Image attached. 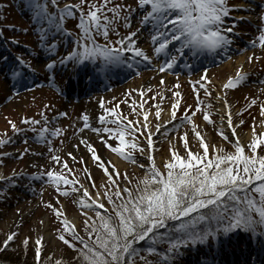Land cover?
<instances>
[{
    "label": "rangeland",
    "instance_id": "obj_1",
    "mask_svg": "<svg viewBox=\"0 0 264 264\" xmlns=\"http://www.w3.org/2000/svg\"><path fill=\"white\" fill-rule=\"evenodd\" d=\"M66 3L68 2L62 4ZM26 4H28V0H0V22L3 25L0 27L8 45L15 48L14 57L9 53L6 63L2 64L0 61V139L9 141L0 144V176L8 180L7 183L0 180V241L3 242L9 232L14 233V238L9 242L8 248L9 250L14 249L16 254L24 253L28 257L38 258L41 261L48 260L49 263L50 261L67 260L69 264L74 261L73 258L77 251L59 239L57 230L62 231V223L45 202L51 203L55 208H61L66 218L70 221L73 220L71 222L79 234L85 233L83 221L86 217L84 212L88 209H83L79 205L78 195L75 191H69L67 195H63L55 190V186L46 183L47 178L31 174L47 171L49 167L53 166L49 157L54 154L58 155L61 161L67 162V166L71 170L63 174L67 175L69 179L75 177L79 182L76 187L82 185L83 188H87L90 199L97 197V192L102 194L105 186H108L110 182L107 179V174L99 167V162L94 161L91 157L86 146V143L90 142L94 145L97 154L104 161L110 162L106 164V167L109 169L108 174L113 176V180L121 188L125 186L134 188V183L147 172L148 159L143 152V146L147 144L146 136L153 133L150 132V129L141 127L143 115H137L136 112L153 113L150 125L152 128L163 124V114L169 113L168 123L163 124L165 129L158 131L156 128L154 130L156 135L153 139V160L162 174H165V162L171 158L170 145L181 157H185L187 150L180 139L182 134L185 135L188 142V150L194 153L203 151L199 148L198 138L193 133V124L204 137L206 144L216 145L218 148L223 146L226 151L234 150L229 141L239 139L242 146H245L246 152L249 153L250 150H247L246 145L251 139L253 129L257 134L264 131V115L261 114V106L264 105V45L258 44L256 49L248 48L241 53L232 51L229 56L226 55L231 51L232 45L240 46V41L233 34L238 33L247 40L248 36L245 35L252 33L254 22L256 24L258 21L262 22L264 0H227V4L232 7L229 9V14L222 27L232 28L229 35L232 42L237 41L236 44L230 43L212 54L204 52L195 56L189 50L184 49L181 53H176V63L168 68L174 74L159 70L160 63L166 59L165 54L153 55V59L143 60L134 54L126 53L125 55L130 58L128 63L131 64V67H128L127 64L115 66L107 73L97 72L98 61L86 60L74 63L70 60L62 62V57L72 50L74 40L72 41L67 32L59 30V28H64L62 24L59 25V28L57 27L55 21L59 17L56 15L53 16L51 22L40 17L39 24L41 26L35 27L32 30L35 36H31L28 23L34 17V10L27 7ZM115 4L123 5L124 9L121 10V18L115 21L116 30L109 31L108 39L115 40L116 33L122 37L128 31L136 30V39L142 41L141 43L137 42V46L148 53L146 49L150 50L149 45L153 44L150 40L152 25L140 23L143 15L137 18L141 10L138 7V0H111L109 6ZM83 7L87 8V5ZM127 9H131V11H126ZM104 14L112 16L111 12ZM125 15L130 21L128 26H125L123 19ZM77 16L79 17L78 13ZM77 16H67L65 22L78 34V24L75 21L78 19ZM233 21L235 23H232ZM248 22H252V26H249ZM227 24H231V26H227ZM42 27L47 32L44 37L45 41L48 43H51L53 39L57 41V48L54 52L41 46L40 28ZM256 28L258 29V27ZM99 37L105 41L102 35ZM22 42L26 44H22ZM172 51L173 47L170 45L168 52L172 53ZM6 52V50L0 51V59ZM148 55L151 56L152 52L150 51ZM18 56L28 62L25 65L26 70H22L21 74L30 77L29 81L21 80L19 82L15 78L9 81L7 73L10 74V71H7V68L11 69L16 65ZM249 56L252 57L251 60L248 59ZM239 58L243 59L238 62ZM49 59L57 61L52 68H46ZM77 64H79V70L88 67L89 77L85 79L83 76L79 80L73 81L79 85L75 87L71 95L67 91L68 83L71 80L66 73L75 77ZM146 68L153 70V79L149 77L150 75H142L123 84L122 88L116 86L110 91H104L105 93H101L102 95H96L91 102L77 103L76 99L73 101L72 96L85 92L92 83H96L99 79H101L100 87H102L108 82L117 83L123 79L124 75H132L134 72ZM205 68L208 70L206 73L208 79L206 86L209 89L207 95L203 89L194 91L198 85L191 83V81L199 80L202 70ZM237 68L247 74L246 79L236 87H225L227 78L234 77ZM54 70L59 75V79H53ZM116 78H118L117 81ZM161 78H163V82H161ZM173 93H177V95L174 96ZM197 97L201 104L199 109H196ZM101 101H103V107ZM132 101L136 102V112L132 110ZM177 101L173 117L171 106ZM225 101H227V111L231 115L233 125L230 129L235 131V136H233V132H229V129L223 128L224 120L221 121V117L218 115V106L220 107V103L225 105ZM141 104L143 109L140 108ZM157 107L160 109L161 116L159 117L156 115ZM107 108H114L122 117L127 116L128 120L133 121L135 127H141V131L135 133V137L138 138L136 142L141 145V149L133 150L135 163L111 152L101 142L99 136L104 135L113 145L117 143L114 138L107 133L93 131L95 128L102 127L98 116ZM185 108L188 109V112H185ZM204 111L209 112L208 121L203 119ZM41 112H43V116L40 115ZM60 112L66 113V115H57ZM81 114L88 115V126L85 130L76 131L79 126H82ZM189 114L192 115L193 123L191 124L183 119L185 115ZM110 115L109 113L105 116V119L108 120ZM28 116L41 121V123L25 129L29 125L24 123L22 118ZM9 121L15 123L21 131H14ZM241 121L243 123H240ZM45 126L48 129L58 128L61 132L57 136H52L49 131L45 133L44 138L35 139L37 133L33 129ZM107 126L114 127L115 125L109 122ZM217 129L224 131L228 136V141L219 135ZM74 131L79 134H73ZM246 134L248 137L245 138ZM128 137L133 139L132 136ZM82 139L85 143L81 142ZM49 140L51 141V150L48 145ZM157 140L160 141L156 142ZM263 149L264 145H258L259 154H262ZM68 153L72 155L70 156ZM209 154H211V148H209ZM114 156L124 163L123 166H118L112 160ZM55 167L61 171L59 165H55ZM125 174L128 177L127 180L124 179ZM89 176L91 179L88 178ZM13 179L15 183L11 182ZM62 186L69 187L68 185ZM98 199L105 205V208L102 209L108 211L109 205L103 195ZM13 203L16 205L13 206ZM99 208V205H96L95 208L88 211V215L94 216L95 212L101 211ZM24 237H28L27 245L23 243ZM37 238L41 239L39 257L36 256L34 248ZM148 243L147 241L146 244ZM263 243L264 237L259 234L256 238H253L251 234H241L237 238L218 235L216 241L209 239L202 246L200 244L184 246L179 256L171 260V264H208V262L210 264H226V262L228 264H264V257L255 254L258 252V248L263 247ZM230 244L234 247H230ZM204 247H206V251L203 253L201 248ZM220 247L229 253L228 258L215 256L217 248ZM237 249L238 251H235ZM237 255L240 259L237 258ZM145 256L148 260L155 261L152 254L148 256L145 253ZM135 264H142V262L137 258Z\"/></svg>",
    "mask_w": 264,
    "mask_h": 264
},
{
    "label": "snow or ice",
    "instance_id": "obj_2",
    "mask_svg": "<svg viewBox=\"0 0 264 264\" xmlns=\"http://www.w3.org/2000/svg\"><path fill=\"white\" fill-rule=\"evenodd\" d=\"M28 3L33 8L35 17H43L50 22L53 21L55 8H58L59 19L55 21L58 28L65 15L71 17L75 14L74 10L79 12L77 25L79 33L72 50L62 57V62L98 61L97 72L107 73L115 66L127 64L131 67L128 63L130 58L125 55L126 53L134 54L143 60H151V57L137 46L136 30L128 31L122 37L116 33L115 40L108 39L109 31L116 30L115 21L121 18V10L124 9L121 4L109 6L111 0H99V3L97 0H76L75 3L69 0V3L62 6L57 5V0H28ZM48 3L54 6L53 12L48 11ZM84 5H87V8L83 7ZM138 7L145 9L140 23L152 25L150 40L153 42V55H166L165 61L159 65L161 72L171 68L176 63V53H181L184 49L195 56L198 53H212L232 43L229 35L232 28L222 27L232 7L227 4V0H138ZM126 11L130 12L131 9ZM107 12H111L112 16L104 14ZM123 19L125 26H128L130 23L128 16L125 15ZM261 21L257 29L258 36L249 41L252 47L257 44L264 45V15H261ZM59 30L67 32V29L59 28ZM40 32L41 46L54 52L57 41L53 39L51 43H48L44 40L47 35L45 28H40ZM97 35H102L106 42H98L95 39ZM173 42L175 46L172 53H169L168 48ZM248 59L251 60L252 57L249 56ZM56 63V60L49 59L46 68H52ZM27 64L28 62L22 57H16V65L10 74L12 76L21 74L22 70H26ZM207 71L206 68L203 69L199 80L191 81L193 85H198L194 91L203 89L205 95L209 92L206 86ZM246 76V73L237 68L235 76H229L224 86L236 87L246 79ZM177 103L178 101L171 106L173 117ZM135 104L136 102L132 101L133 112H136ZM101 106L103 107V101ZM200 107L199 97H197L196 109ZM227 107V101H225V108ZM140 108L143 109L142 104ZM185 112H188L187 108ZM109 113L111 115L106 120L105 116ZM136 114L145 117L141 127L149 129L148 112L141 111ZM261 114L264 115V105L261 106ZM40 115L43 116V112ZM57 115L63 116L66 113L60 112ZM156 115L157 117L160 115L158 107ZM81 118L84 126L87 127L88 115L81 114ZM209 118V112L204 111L203 119L208 121ZM224 118L221 117L222 120ZM98 119L102 127L95 128L93 131L107 133L117 141L113 145L104 135H101L99 136L101 142L111 152L135 163L133 150L141 149V145L136 142L138 138L135 137V133L140 132L141 127H135L133 121L128 120L127 116L122 117L114 108L105 109ZM183 119L190 124L193 123L191 114L185 115ZM227 119V127L232 128L230 114L227 115ZM22 120L29 127L41 123L31 116L23 117ZM109 122L115 126L108 127ZM9 123L14 131H21L15 123L11 121ZM33 130L41 139L45 137L46 132L50 131L52 136H57L61 132L58 128L48 129L46 126ZM217 131L225 141H228V136L223 130L217 129ZM193 133L198 138L199 148L203 151L194 153L188 150V142L182 134L180 139L187 150L186 155L181 157L170 145L171 158L164 165L166 174H162L154 163L153 141L149 133L146 136L147 144L143 146V152L149 161L147 172L135 182L134 188L126 186L121 188L113 180V176L108 174L109 169L106 164L110 162L104 161L97 154L94 145L87 142L86 146L91 157L99 162V167L107 174L110 182L108 186H105L102 194L99 192L96 194L97 197L103 195L110 205V211L105 213L97 211L94 216H89L88 211L95 208L97 204L100 208H105V205L96 198L90 199L87 188H83L82 185L76 187L79 182L75 177L69 179L63 174L71 170L67 162L61 161L58 155L49 157L53 166L47 171L31 174L41 178L46 176V183L55 186V190L63 195H67L69 191H75L79 197V204L88 209L84 212L86 219L83 221L87 237L85 238L66 218L61 208H55L51 203L45 202L62 223V231L57 230L59 239L72 249L78 248L74 259L79 264H135L137 258L142 264H171V260L179 256L184 246L204 244L209 239L216 241L218 235L227 236L234 230L251 233L253 238H256L257 234L264 237V154H259L257 151L258 145H264V131L257 134L253 129L251 139L246 145L250 154L246 152L245 146H242L239 139L229 141L234 150L226 151L223 146L218 148L216 145L206 144L195 124H193ZM232 134L236 135L234 130ZM126 136H132L133 139H126ZM7 142L9 141L6 139H0V144ZM81 142L85 143L83 139ZM48 145L51 150L50 140ZM209 148H211V154H209ZM68 155L72 154L68 153ZM55 165H59L61 171H58ZM88 178L91 179V176ZM124 179H128L126 174ZM0 180L8 182L2 176ZM11 182L15 183V180ZM170 221L172 223H169ZM14 235L9 232L2 245L7 246ZM144 240L149 242L148 245L138 250L136 242ZM23 243L27 245L28 237H24ZM161 243L166 244L167 247L158 249ZM40 245L41 239L37 238L34 244L37 257L41 252ZM141 251L154 254L157 259L148 260L146 256L140 255ZM56 264L61 262L57 261Z\"/></svg>",
    "mask_w": 264,
    "mask_h": 264
},
{
    "label": "bare ground",
    "instance_id": "obj_3",
    "mask_svg": "<svg viewBox=\"0 0 264 264\" xmlns=\"http://www.w3.org/2000/svg\"><path fill=\"white\" fill-rule=\"evenodd\" d=\"M144 14H145V9H141L140 10V12L138 13V17L137 18H139V16H144ZM137 42L138 43H141L142 41L141 40H137ZM174 45H175V42H173V44L171 45L172 47H174ZM248 47H251V45L249 44V43H247V44H245V43H243L237 50H236V52H243V51H245L246 50V48H248ZM146 51H148V53L147 54H149L150 53V51H151V49L149 50V49H147ZM243 58H239L238 59V62H240L241 60H242ZM142 75H150L149 77L150 78H152L153 79V70L152 71H149V70H147V69H145L144 71H138L137 73H134V77H140V76H142ZM82 75L80 74V75H78V78L79 77H81ZM131 78L132 77H126L125 79H124V81L126 82V81H129V82H131ZM117 86H119L120 88H122L123 87V85H117ZM99 90L98 89H95V90H93V91H90L88 94H85V95H81L80 96V103H86V102H91L92 100H94L95 99V97H96V95H99V94H94V92H98ZM100 95H102V94H100ZM228 109L227 108H225V105L223 104V103H220V107L218 106V115L220 116V117H225L223 120H224V122L222 123V125H223V128L225 129V128H227V129H229L228 131L229 132H233L229 127H227V125H228V119H227V115L229 114V112L227 111ZM168 112H166V114H163L164 115V121H166V120H168ZM159 116H161V115H159ZM153 118V113H148V116H147V122H148V124H149V126L151 125V119ZM153 120V119H152ZM221 121H222V119H221ZM145 122V117L143 116V118H142V120H141V123L143 124ZM220 122V121H219ZM163 124H164V122H163ZM163 124H159V125H157L156 127H154V128H152L151 126L149 127V129H150V132L152 133V134H150V137H151V139H152V141H153V139L155 138V135L156 134H154V130L157 128L158 129V131H161V130H163V129H165V125H163ZM225 124V125H224ZM79 128H82V129H86L87 127H85L84 126V124H82V126H80V127H78L77 129H79ZM80 133H82V132H80ZM73 134H75V135H77V134H79V133H76V131H74L73 132ZM83 134V133H82ZM246 137H248V135L246 134L245 135V138ZM161 140H164V139H161ZM160 140H157L156 142H159ZM158 145H161V144H158ZM112 160L113 161H115V163L119 166H123V162H121V161H119L115 156L112 158ZM147 163L149 164V162L147 161ZM45 178H47L46 176H45ZM95 198L96 199H98V197H96L95 196ZM26 199V198H25ZM27 200V199H26ZM99 201H100V199H98ZM22 201H24V198H22ZM77 201H78V203H79V197L77 196ZM16 205V203H13V206H15ZM80 205V204H79ZM97 205H99V204H97ZM83 209L85 208L86 210H87V208L86 207H82ZM71 221H73V220H71Z\"/></svg>",
    "mask_w": 264,
    "mask_h": 264
},
{
    "label": "trees",
    "instance_id": "obj_4",
    "mask_svg": "<svg viewBox=\"0 0 264 264\" xmlns=\"http://www.w3.org/2000/svg\"><path fill=\"white\" fill-rule=\"evenodd\" d=\"M65 1H68V0H57V5L65 2ZM71 2L75 3L76 0L71 1ZM47 7H48V10L54 9V6L51 3H48ZM0 26L3 27L2 22H0ZM0 29H1V27H0ZM261 153L264 154V149H263V151ZM165 174H166V172H165ZM134 185H135V183H134ZM109 211H110V205H109V210L108 211L101 210L100 212L101 213H105V212H109ZM169 223H172V222L170 221ZM80 235L81 236H85V238H87L86 237V233H84V232L81 233ZM146 242H147V240L140 241V242L137 241L136 242V246H137L138 250L145 248L148 245V244H146ZM76 243L78 244V247H79V242L77 241ZM166 247H167V245L164 244V243H161V244L158 245V249H163V248H166ZM73 250L78 251V248L77 249H73ZM141 253H143V254L141 255ZM145 253L146 252L141 251L140 255L141 256H145ZM147 255L149 256L150 254H147ZM152 255H153V257H155V260H156L157 257L154 254H152ZM57 261H60L61 264H68L67 260H57ZM57 261H50V263H49L48 260L47 261H41L38 258L28 257L26 254L24 255V253L23 254H20V253L16 254L14 249L9 250L8 245L7 246H3L2 242L0 241V264H56ZM69 264H79V262L74 259V261L72 263H69Z\"/></svg>",
    "mask_w": 264,
    "mask_h": 264
}]
</instances>
